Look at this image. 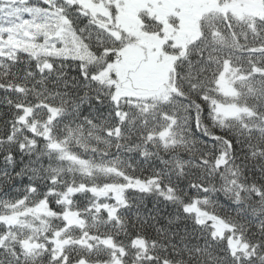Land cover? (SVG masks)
I'll return each instance as SVG.
<instances>
[{
    "label": "snow or ice",
    "instance_id": "1",
    "mask_svg": "<svg viewBox=\"0 0 264 264\" xmlns=\"http://www.w3.org/2000/svg\"><path fill=\"white\" fill-rule=\"evenodd\" d=\"M0 264H264V0H0Z\"/></svg>",
    "mask_w": 264,
    "mask_h": 264
}]
</instances>
